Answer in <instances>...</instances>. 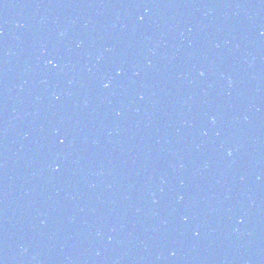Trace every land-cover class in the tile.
Here are the masks:
<instances>
[{"label":"water","instance_id":"obj_1","mask_svg":"<svg viewBox=\"0 0 264 264\" xmlns=\"http://www.w3.org/2000/svg\"><path fill=\"white\" fill-rule=\"evenodd\" d=\"M0 264H264V0H0Z\"/></svg>","mask_w":264,"mask_h":264}]
</instances>
